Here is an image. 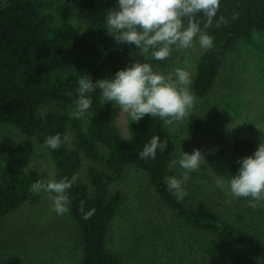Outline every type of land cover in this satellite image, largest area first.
<instances>
[{"label":"trees","instance_id":"trees-1","mask_svg":"<svg viewBox=\"0 0 264 264\" xmlns=\"http://www.w3.org/2000/svg\"><path fill=\"white\" fill-rule=\"evenodd\" d=\"M59 1L57 23L52 14L43 12L40 0L0 4V123L14 125L28 137L37 136L42 144L48 136L61 135V146L48 149L56 166V182L78 176L67 195L69 213L78 229L82 264H124L123 256L108 246V235L123 201L121 191L112 186L128 166L146 173L157 199L176 221L209 238L205 246L208 264L214 260L218 264H264V239L220 216L207 201L188 196L178 201L168 190L164 181L174 177L175 139L163 121L145 116L134 123L129 117L130 136L125 138L116 124L117 107L111 102L102 104L98 88L86 94L92 105L83 118L70 115L78 99L80 76H89L93 83L104 80L118 58L141 50L116 42L107 31V12L119 7L118 0ZM221 16L226 24L217 27ZM75 19L85 24L86 34ZM197 20L204 30L206 18L198 14ZM206 31L213 37V47L199 57L192 84L193 92L201 98L213 89L237 43H251L255 31L264 34V0H220L213 26ZM145 56L153 70L167 65V59H153L151 50ZM46 106L53 108L43 114ZM202 121L200 115L192 114L187 130L196 131ZM68 129L74 135L72 148L68 146ZM153 136L161 143L166 140L167 148L163 152L157 149L155 159H139V152ZM257 149L251 138L237 136L229 142L224 135H217L213 149L206 151L207 164L216 175L232 179L239 172L237 161ZM35 153L31 140L17 143L6 136L0 142V159L4 157L6 162L0 169V225L8 214L39 198L31 190L39 180L38 172L30 168ZM86 159L90 161L89 182L81 177ZM93 209L94 214L84 219ZM1 264H23V260L14 255Z\"/></svg>","mask_w":264,"mask_h":264},{"label":"rangeland","instance_id":"rangeland-1","mask_svg":"<svg viewBox=\"0 0 264 264\" xmlns=\"http://www.w3.org/2000/svg\"><path fill=\"white\" fill-rule=\"evenodd\" d=\"M9 1L0 0V4L6 5ZM40 1L43 12L52 14L57 23L60 1ZM74 22L87 33L82 21L75 19ZM204 50L198 43L191 49L174 50L167 65L154 70L165 75L174 73L176 68L189 72V90L196 97L187 119L167 125L175 139L173 160L179 161L181 150L187 154H192L194 149L200 150L206 162L190 173V179L184 185L188 198L207 201L220 216L264 239V203L253 210L248 206L249 199L234 197L228 187L230 179L216 175L206 160V151L213 149L217 135H224L229 142L237 136L251 138L257 148L264 140V34L255 31L251 43H237L227 55L213 89L201 98L193 92L192 84L197 61ZM145 60V54L141 53L122 56L115 61L106 79H114L118 71ZM52 108L46 106L42 113ZM117 110L116 124L121 134L128 138L129 116L118 107ZM192 114L200 115L203 121L196 131L189 132ZM67 135L68 146L72 148L74 135L71 129ZM6 136L14 137L17 143L31 140L36 153L30 168L38 172L39 179L56 181L53 158L37 136L28 137L16 126L0 123V142ZM5 163L2 157L0 169ZM89 164V160H84L81 171L86 182H89ZM171 168L174 177H182L184 170L178 164ZM218 180L223 183V188L217 186ZM112 188L121 191L123 201L111 225L108 246L123 256L124 264H208L205 246L209 238L172 217L157 199L145 172L128 166L125 175ZM34 194L39 197L36 202L24 203L8 214L0 225V264L14 255L19 256L23 264H82L78 229L70 213L58 216L52 211L53 202L48 193ZM209 264L218 263L214 260Z\"/></svg>","mask_w":264,"mask_h":264},{"label":"clouds","instance_id":"clouds-1","mask_svg":"<svg viewBox=\"0 0 264 264\" xmlns=\"http://www.w3.org/2000/svg\"><path fill=\"white\" fill-rule=\"evenodd\" d=\"M118 8L110 9L106 15V28L113 33L112 38L123 45L135 46L141 50V55L149 53L157 61L168 59L174 50H187L196 43L202 49L213 47V37L206 29L213 26L214 18L220 8V0H118ZM202 14L206 22L201 29L197 15ZM187 21L185 26L184 21ZM226 24L223 16L216 21L217 27ZM187 63V61H185ZM190 73L182 68H176L174 73L167 75L153 70L149 63L134 62L125 70L115 74L114 79H104L93 83L89 76L78 80V99L70 115L81 119L90 109L92 100L86 95L100 90V102L112 103L127 114L134 123L145 116L159 118L165 125L182 122L190 115L196 103V97L189 90ZM63 143L61 135L48 136L44 146L56 150ZM167 141L160 142L158 136H153L139 152V159H155L157 149L163 152ZM179 161L173 160L183 169L182 177H168L165 184L173 192L177 200L188 195L184 188L190 179V173L198 170L206 162L202 152L194 149L192 154L181 150ZM240 164L238 174L228 182L231 194L236 198L249 199V207L255 210L264 203V140L259 144L253 155L237 161ZM78 176L71 179L64 177L59 182L49 179L36 180L31 185L33 192H45L53 202L52 211L62 216L70 211L67 192L77 182ZM217 186L223 188V183L217 181ZM84 202L81 201V211ZM94 209L84 215V219L94 214Z\"/></svg>","mask_w":264,"mask_h":264}]
</instances>
